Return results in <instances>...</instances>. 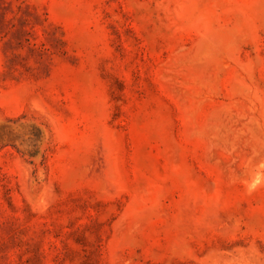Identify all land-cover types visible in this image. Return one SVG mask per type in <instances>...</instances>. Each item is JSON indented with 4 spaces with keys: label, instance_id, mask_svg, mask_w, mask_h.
<instances>
[{
    "label": "rangeland",
    "instance_id": "1",
    "mask_svg": "<svg viewBox=\"0 0 264 264\" xmlns=\"http://www.w3.org/2000/svg\"><path fill=\"white\" fill-rule=\"evenodd\" d=\"M0 264H264V0H0Z\"/></svg>",
    "mask_w": 264,
    "mask_h": 264
}]
</instances>
